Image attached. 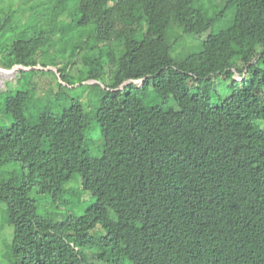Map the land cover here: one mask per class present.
I'll list each match as a JSON object with an SVG mask.
<instances>
[{
	"label": "trees",
	"instance_id": "obj_1",
	"mask_svg": "<svg viewBox=\"0 0 264 264\" xmlns=\"http://www.w3.org/2000/svg\"><path fill=\"white\" fill-rule=\"evenodd\" d=\"M212 1L37 0L23 16L0 8V68L36 67L45 44H80L59 77L103 84L89 113L73 101L30 120V90L0 101L10 118L0 124L6 264H264V0ZM104 62L114 67L107 84ZM219 77L232 95L212 90ZM150 84L175 106L150 105ZM95 129L100 158L89 154ZM73 174L92 197L84 213L38 216L46 195L67 203Z\"/></svg>",
	"mask_w": 264,
	"mask_h": 264
},
{
	"label": "rangeland",
	"instance_id": "obj_2",
	"mask_svg": "<svg viewBox=\"0 0 264 264\" xmlns=\"http://www.w3.org/2000/svg\"><path fill=\"white\" fill-rule=\"evenodd\" d=\"M49 2V0H43ZM56 0H53L55 2ZM224 1V0H223ZM37 0H0V8H4L3 12H15L20 9L21 16ZM49 4H47L48 7ZM212 5L216 6V1H212ZM224 18L221 20L219 26L210 32H215L219 27L227 23L228 16L230 13H223ZM20 17V16H19ZM206 34L203 35V38ZM200 43L198 39L195 45L185 44L184 42L178 44L172 53L173 58L178 59L182 55L194 50V47ZM80 44H45L44 48V60H39L36 67H14L12 70L2 71L0 69V101H4L6 96H16L19 98H24L28 90L29 93V103L28 111H26V118L33 120L37 114L42 112H48L53 115H59L62 111L68 108L73 101L80 102L86 113L91 112L97 107L99 97L102 92L103 84L101 82L92 80L81 82L74 77L75 72L66 71L71 68L75 61L74 57V47ZM91 46L92 44H84ZM92 52H89L91 54ZM102 64V76L100 78L103 83H108L109 75L114 71V67L109 66L108 63ZM67 67L66 71H62L64 74L63 79L59 77L58 70ZM264 68V65L259 66ZM89 69H93V65L89 66ZM88 67L81 69L82 72L88 74ZM104 69V71H103ZM14 71V72H13ZM21 72V73H20ZM105 72V74H104ZM23 77V78H22ZM107 77V78H106ZM236 81H241L242 76L235 75ZM17 79L20 80L19 84L15 87V82ZM191 82V81H189ZM231 84L230 80L216 79L212 90L224 98L233 94L232 89L229 88ZM139 87L141 83L136 82L134 84ZM122 88V87H121ZM25 94H24V93ZM146 92L148 94L147 100L150 105H164L169 107H174L175 102L172 98L160 99L157 98L153 93V86L150 84L147 86ZM8 93V95H6ZM215 97L213 98V103L215 102ZM0 124L9 125L10 118L6 116L0 109ZM90 134V135H89ZM88 134V139H90L89 154L93 158H100L102 156V141L100 135L98 134V129L92 131ZM15 166H9L5 168L2 172H7ZM67 189L66 196L63 197L67 203L53 202L49 195L44 196L37 205L36 211L37 215L44 218H49L53 222H59L69 215L81 216L86 207L91 203L92 197L88 192H84L81 189V180L78 174H73L66 184ZM5 207H0V241L6 238L8 232H12V228L5 223ZM0 264H6L3 260L2 255H0Z\"/></svg>",
	"mask_w": 264,
	"mask_h": 264
},
{
	"label": "clouds",
	"instance_id": "obj_3",
	"mask_svg": "<svg viewBox=\"0 0 264 264\" xmlns=\"http://www.w3.org/2000/svg\"><path fill=\"white\" fill-rule=\"evenodd\" d=\"M15 67H21V66H15ZM13 68H14V67H13ZM0 69H2V68H0ZM3 70H5V69H3ZM5 71H8V70H5ZM241 79H242V78H241ZM136 82H139V83H141V84H142V82H143V81H142V80H139V81H134V82H133V84H135Z\"/></svg>",
	"mask_w": 264,
	"mask_h": 264
},
{
	"label": "water",
	"instance_id": "obj_4",
	"mask_svg": "<svg viewBox=\"0 0 264 264\" xmlns=\"http://www.w3.org/2000/svg\"><path fill=\"white\" fill-rule=\"evenodd\" d=\"M23 68V67H22ZM13 68H11L10 70H12ZM2 71H5V70H2Z\"/></svg>",
	"mask_w": 264,
	"mask_h": 264
},
{
	"label": "bare ground",
	"instance_id": "obj_5",
	"mask_svg": "<svg viewBox=\"0 0 264 264\" xmlns=\"http://www.w3.org/2000/svg\"><path fill=\"white\" fill-rule=\"evenodd\" d=\"M14 72V71H13Z\"/></svg>",
	"mask_w": 264,
	"mask_h": 264
}]
</instances>
